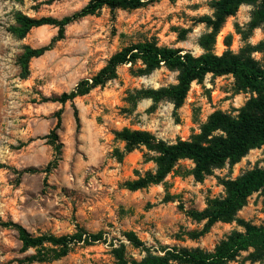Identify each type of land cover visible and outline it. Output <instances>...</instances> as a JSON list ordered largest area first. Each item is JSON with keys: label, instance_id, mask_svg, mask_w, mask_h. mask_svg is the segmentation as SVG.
Segmentation results:
<instances>
[{"label": "rangeland", "instance_id": "1", "mask_svg": "<svg viewBox=\"0 0 264 264\" xmlns=\"http://www.w3.org/2000/svg\"><path fill=\"white\" fill-rule=\"evenodd\" d=\"M88 0H0V264H114L111 244H125L128 256L139 259L140 248L129 243L124 232L132 231L146 247H198L212 250L232 230H242L236 222H215L199 232L203 221L185 214L186 209L201 210L206 200L221 196L223 178H235L247 170L264 167V145L251 148L233 165L225 163L196 180L188 170L193 163L181 159L163 182L137 190L124 187L154 163L145 160L147 150L140 146L118 161L112 152L123 149L114 132L127 127L145 130L172 143L187 140L215 110L236 115L251 92H236L233 77L206 74L192 81L182 105L150 98L137 92L176 82L177 71L165 66L149 74L132 73L130 64L117 67V76L103 86L64 104L45 100L69 92L78 81L90 78L123 46L144 39L159 45L181 48L199 55V37L208 31L196 18L211 14V0H160L133 10L102 8L64 27L43 24L31 28L23 37L9 31L16 12L30 17L60 19L83 7ZM255 3H242L228 16L215 37L213 51L237 52L245 44L264 39L258 26L247 33ZM229 42V45H227ZM49 45L28 62V74L20 77L18 56L24 46ZM252 56L264 65V53ZM139 63L135 65L137 68ZM60 110L57 140L48 136ZM74 110L78 121L75 120ZM61 143L59 150L55 145ZM55 167L45 171L50 160ZM243 220L264 223V194L253 192L237 212ZM12 221L38 234H71L77 227L101 232V240L76 245L65 256L49 262H24L34 249L20 251L14 228L1 223ZM242 251L224 264H251ZM255 264H264V259Z\"/></svg>", "mask_w": 264, "mask_h": 264}, {"label": "trees", "instance_id": "2", "mask_svg": "<svg viewBox=\"0 0 264 264\" xmlns=\"http://www.w3.org/2000/svg\"><path fill=\"white\" fill-rule=\"evenodd\" d=\"M158 1L160 0H88L79 10L60 19L49 16L35 18L16 12L15 22L8 29L15 36L23 37L33 27L53 24L58 27L61 36L67 24L84 16L97 14L104 7L110 11L133 10ZM242 3L257 4L247 25V33H251L258 26L264 29V0H211V14H203L196 18L197 22L204 23L208 29L198 39V44L203 49L199 55L181 48L159 45L152 39L131 42L114 52L90 78L78 81L69 92L46 97L45 100L64 104L68 100L84 95L92 88L103 86L108 80L115 78L116 69L122 64H130V71L139 74H149L154 69L165 66L177 71L176 82L158 88L139 90L137 97L150 98L153 104L168 100L176 111L182 105L192 81H200L208 73L216 76L229 74L234 79L233 86L236 92H251V96L236 115L215 110L201 124L198 133L193 134L190 139H178L172 143L156 138L145 130L123 127L114 132L115 138L123 142V149L114 148L112 155L121 161L126 153L143 146L147 150L145 160H151L155 165L153 170H145L136 178L126 180L123 185L129 190L163 182L165 176L181 159L191 160L193 166L188 171L196 180L203 179L213 168L222 167L225 163L231 166L251 148L264 145V65L252 56L254 51L264 53V39L254 45L247 43L237 52L226 49L221 54H216L213 51L215 37L226 18L234 15ZM48 48L49 45L24 46L23 52L17 58L20 77L28 74L29 60L41 55ZM137 63L139 66L134 68ZM74 117L78 121L76 110ZM59 124L60 110L57 112L56 123L48 134L52 143L57 140L56 129ZM60 144L55 145L56 151L59 150ZM55 164L56 159L50 160L45 171L55 167ZM220 183L224 188L223 195L208 198L201 210L193 208L184 210L191 219L203 221L202 229L199 232L191 231L190 234L197 237L218 221H234L242 230H232L212 250L165 246L160 248L161 252L146 247L132 231H126L124 236L128 243L134 248H140L144 255L135 259L127 255L123 242L118 245L111 244L110 254L114 264H224L235 259L242 251H248L246 259L251 264L261 262L264 259V223L256 225L243 220L237 216V212L253 192L260 191L264 194V167L252 168L235 178H223ZM1 224L16 230L21 244L20 251L34 249L33 254L21 260L24 262H49L59 259L76 245H91L102 238L100 231L88 232L81 227H77L71 234L48 232L33 234L16 222L5 221Z\"/></svg>", "mask_w": 264, "mask_h": 264}]
</instances>
